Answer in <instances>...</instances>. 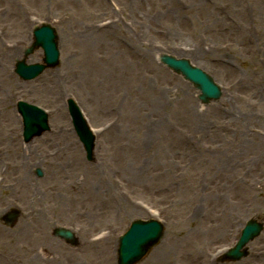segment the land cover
Listing matches in <instances>:
<instances>
[{
    "label": "rangeland",
    "instance_id": "1",
    "mask_svg": "<svg viewBox=\"0 0 264 264\" xmlns=\"http://www.w3.org/2000/svg\"><path fill=\"white\" fill-rule=\"evenodd\" d=\"M98 1L108 7L126 54L111 49L112 44L104 46L130 65V74L119 76L128 102L118 108L103 105L100 92H108L103 82L108 75L98 79L101 89L86 83L80 62L90 50L85 53L83 43L65 36L82 24L104 19L95 0H0V47L14 51L3 55L0 50L5 72L0 80V135L5 141L0 137V147L12 127L21 151L13 155L0 150V167L19 163L37 195L22 201L18 193L28 189L24 182L16 193L2 186L7 188L0 189V247L14 246L11 251L17 256L30 248L35 258L41 256L35 249L43 247L49 261L39 259L36 264H116L118 238L129 224L157 219L164 225L163 236L137 264H264V229L247 244L246 257L222 259L248 220L264 225V102L255 97V85L247 90V80L237 84L250 67H264V0ZM69 11L71 18H61ZM41 23L56 31L59 65L32 81H21L14 74L17 60L42 62L41 50L24 56L33 28ZM128 37L136 40L139 50ZM213 45L218 54L212 52ZM101 48L93 46L91 55L102 54ZM196 51L206 58L191 62L183 55ZM157 54L177 55L209 74L221 88L219 100L201 105L199 93L160 64ZM110 80L113 85V77ZM57 83L65 88V97L55 96ZM67 99L79 105L95 137L92 161L86 160L73 130ZM18 101L48 114L49 131L28 144L22 141ZM60 122L81 159L73 164L61 159L54 172L44 158L57 145L54 128ZM8 177V183L14 182L12 171ZM257 182L263 183L262 190L252 188ZM51 183L57 191L47 190ZM71 186L76 189L71 191ZM10 210L20 214L7 227L2 217ZM28 214L38 219H28ZM226 219H231L229 228L218 232ZM57 228L72 231L77 246L56 237ZM101 231L111 236L109 242L97 249L87 246L85 241L91 243L89 238Z\"/></svg>",
    "mask_w": 264,
    "mask_h": 264
},
{
    "label": "bare ground",
    "instance_id": "2",
    "mask_svg": "<svg viewBox=\"0 0 264 264\" xmlns=\"http://www.w3.org/2000/svg\"><path fill=\"white\" fill-rule=\"evenodd\" d=\"M125 1V0H124ZM95 4H96V9L98 10V12L101 13V15L104 16V19H98L95 21H90L88 22V24H82V26H78L75 31H69L66 32L65 36L67 38H69V40H72V42L74 43H83L81 45L82 48H85V53L88 52L90 50L89 53H87L85 59L83 61H79L81 64V70L83 72H85L86 76V83L88 85V87L91 88H95V89H101L102 87L99 85V81L98 79L102 78L104 75H108L107 78V83L103 80V82L108 85L107 86V90L108 92L104 93V89H102L100 92L102 94L103 97V105L105 103H108L111 107H116L118 108L119 105H121L124 101L128 102V97L127 95L125 96L121 94L120 90H123V86L121 84H119L121 82V78H119V76L122 75H127L130 74V65H127L126 63H124V61L119 58V56H112L111 55V49L114 48V50L117 51V53L123 54L125 55L126 53L122 51V47L120 45V41L123 39V37L118 33L117 27H114V22L110 21V16L111 13L108 9V7L105 4L100 3L98 0H95ZM153 5H157V4H153ZM123 7H125V4H123ZM158 14V13H156ZM72 13L69 11L67 13H64L61 18L66 19V18H71ZM156 16V15H155ZM152 18V17H151ZM107 20V21H106ZM116 24H119V22H115ZM21 27V24H20ZM228 27V26H226ZM119 28H123L122 26L119 25ZM230 28V26H229ZM211 38V37H210ZM128 42H130V44L135 47L136 49L139 50L137 44H136V40H134L132 37H128ZM108 44H112L111 49H107L105 48L104 45ZM95 45H101L102 46V54L98 55V54H92L91 52L93 51L92 48ZM213 48V50H212ZM211 48L212 52L214 54H218V49H216V46L213 45ZM0 50H4L6 53H12L14 52L13 49L11 50H7V49H2L0 47ZM157 53L154 51H147V53ZM137 53V52H136ZM1 54V53H0ZM159 54V53H158ZM157 54V55H158ZM185 56H189L190 57V61L192 60H197V59H201L204 60L206 58L204 53H201L199 51H196L195 53L192 54H183ZM156 56V55H154ZM159 57V55H158ZM175 58H179V56H173ZM159 60V58H158ZM223 61V60H222ZM84 62V63H82ZM192 62V61H191ZM2 65L0 63V80H2V77H5V72L2 69ZM65 72H67V70H65ZM64 72V73H65ZM264 72V67L262 66H257L254 65L252 67L249 68L248 73L244 76V78L241 79V81H238L237 84H243L246 81V89L250 90L252 88V84L254 86L255 89V97L258 98V100H260L261 102H264V83L262 81V74ZM69 72H67L68 74ZM75 72L73 71L72 75ZM112 77L114 79L113 85H110L111 82H109V79ZM49 78V76H47V79ZM110 80V81H111ZM58 83L54 84V86L56 88H54L56 90V94L55 96H59L61 95V97H65L66 96V91L65 88L62 86L58 87ZM259 90V91H258ZM247 93H250L248 91H246ZM68 96V95H67ZM240 97H243V92L239 94ZM116 99V102H114ZM106 105V104H105ZM108 105V106H109ZM79 106V105H78ZM107 106V108H108ZM113 109V108H111ZM65 124H61L58 123L55 128L54 131H57L58 133V138L56 139L57 145L55 146V149L50 152V153H46V157L44 158L46 160V162H48L50 165H54L52 168V170L54 172L57 171V168H60V165L58 164V162H62L61 159L64 160V162L66 164H73L75 162L78 161V163L80 162L79 158V154L76 148V143L75 141L72 139V137L69 134L68 129L65 128ZM10 130V131H9ZM8 133L6 134V143L5 146L0 147V150H4L6 149L8 152H10L13 155L18 154L20 151V148H16V145L14 144L17 140V136H13L12 135V131L15 130V128H9ZM14 132V131H13ZM145 131H144V136H145ZM0 137L4 139L3 135H0ZM62 142H61V140ZM5 141V139H4ZM92 155H94V153H92ZM63 162V163H64ZM82 163V161H81ZM19 164V163H18ZM16 162L10 161L8 163H4L3 167H0V189L3 188V185L9 186V190H13V192H17L16 189H18V187L24 182V184L28 187V189L24 192L21 191L19 194V198L23 201L24 198L28 199L29 195L30 198L32 199H36L37 195L33 194L32 190L33 187H30L28 185L29 180L26 179L25 177V173H24V169L18 167V165ZM12 171V177L14 180V182L8 183L9 179L11 178H7V174ZM262 183V182H261ZM260 182H257L255 184L252 185V188H255L257 190H262L263 188V183L261 184ZM7 187L3 188L6 190ZM76 187L71 186V191L75 190ZM47 190L49 191H57V187L56 185H54V183H51L48 187ZM12 192V191H11ZM24 192V193H23ZM46 192V191H45ZM48 192V191H47ZM50 193V192H48ZM76 198H78L77 196L74 197V199L76 200ZM106 200H109V198H111L109 195H107L105 193V197ZM81 199H82V195H81ZM105 200V204L108 205L107 201ZM14 202L19 203L20 204V200H14ZM21 201V202H22ZM80 201V200H78ZM77 201V202H78ZM107 208V206H106ZM29 218L28 219H38V216L33 215V214H28ZM231 219H226L222 224H220L217 228L218 232H221V230L223 232L226 231V228H229L228 225L230 224ZM18 232H22L20 229ZM20 236V235H18ZM92 239V237H90ZM89 241L91 243H89L88 241L85 243H87V246L92 247L97 249V247H100L101 244H103L104 242H109V240L111 239V236L109 237V234L107 236H103L102 239L98 240V239H90ZM18 239V238H17ZM84 244V243H83ZM11 249H15L14 246H12L10 248V250H7L6 247L1 246L0 247V255L3 258V264H36V262L40 259V260H45L46 262H48L49 258H50V254L47 253V251L45 250V248L41 247L40 249H35L39 251L40 255L38 258H35V254L33 249H25L23 251H20L21 253H23L24 255L22 256H17L14 254L13 251H11ZM7 250V251H6ZM33 254V255H32ZM27 255H32V258L26 257ZM202 260L199 259V262H201ZM38 264V263H37ZM76 264V263H74Z\"/></svg>",
    "mask_w": 264,
    "mask_h": 264
},
{
    "label": "water",
    "instance_id": "3",
    "mask_svg": "<svg viewBox=\"0 0 264 264\" xmlns=\"http://www.w3.org/2000/svg\"><path fill=\"white\" fill-rule=\"evenodd\" d=\"M34 46L41 47L45 55V66L33 65L26 66L23 62L17 63L15 72L23 80H31L37 77L46 67H53L58 64V51L56 46V36L54 31L47 25L35 29ZM31 51H28L29 54ZM162 64L167 66L174 73L181 75L184 80L190 82L195 89L200 92L198 99L202 104H207L212 100H218L221 93L218 87L213 83L211 78L195 68L186 60H175L170 56L163 55L160 57ZM70 114L76 133L82 142L87 159L92 160V152L94 148V138L90 134L88 127L81 118L79 111L69 102ZM17 110L23 120V138L25 142L30 141L33 137L39 136L42 132L48 130L47 117L44 113L33 106H29L22 102L17 104ZM40 175L39 172H37ZM262 230V225L253 221L249 222L242 231L239 242L234 250L226 255L229 260H239L245 256V252H241L249 241L257 237ZM57 235L72 239L69 232L59 229ZM162 236V227L155 221H136L132 223L128 232L120 239L118 250L119 264H133L141 259L144 254L154 246Z\"/></svg>",
    "mask_w": 264,
    "mask_h": 264
}]
</instances>
